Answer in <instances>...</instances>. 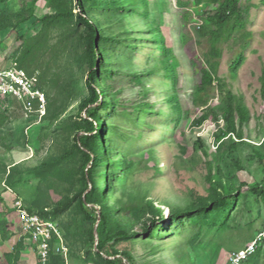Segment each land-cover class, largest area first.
I'll list each match as a JSON object with an SVG mask.
<instances>
[{
  "label": "rangeland",
  "instance_id": "374dc122",
  "mask_svg": "<svg viewBox=\"0 0 264 264\" xmlns=\"http://www.w3.org/2000/svg\"><path fill=\"white\" fill-rule=\"evenodd\" d=\"M77 3L99 31L98 78L105 91L102 101L109 104L100 109L102 155L91 176L98 194L92 206L114 215L128 234L136 235L109 243L108 250L130 254L134 264H229L233 252L256 238L264 219L263 202L253 191L264 177V164L253 149L264 137L259 93L264 0L241 1L242 8H249L243 19L250 40L220 45L217 76L243 98L250 118L246 143L237 151L226 142L217 149L214 133L222 121L194 124L200 116L192 103L200 70L209 69L207 60L215 62L207 56L209 44L199 30L211 29L214 6L197 15L194 9L202 8L204 0H0V69L21 71L30 85L22 99L0 94V195L9 208L18 200L38 209L71 202L52 221L67 249L65 264H87L83 238L99 223L79 205V196L91 192L93 183L83 182L71 125L80 118L77 102L87 95L85 37L76 15L57 25L39 23L57 8L64 15L77 14ZM50 100L56 102L51 112L68 107L53 122L45 120ZM220 102L215 90L210 105L216 112ZM198 140L215 158L222 179L241 191L234 203L172 219L171 211L181 212L192 196L210 194L202 159L193 155ZM181 150L184 164L177 160ZM148 202L162 212L156 222ZM5 220L8 227L0 228V241L9 240L0 243L7 246L0 249V260L18 244L15 215L9 213ZM257 250L256 259L246 264H264V245ZM20 259L38 264L33 246ZM92 264L105 263L96 259Z\"/></svg>",
  "mask_w": 264,
  "mask_h": 264
},
{
  "label": "trees",
  "instance_id": "16d2710c",
  "mask_svg": "<svg viewBox=\"0 0 264 264\" xmlns=\"http://www.w3.org/2000/svg\"><path fill=\"white\" fill-rule=\"evenodd\" d=\"M242 0H204V6L202 8H195L194 11L197 15L202 13V9H208L210 6H214V14L209 19L212 21L211 29H206L204 27L200 28L199 35L202 39L206 38L209 44V55L211 59L215 62L211 63L207 60V68H202L200 70V83L195 89V94L193 96L192 103L197 111H200V116L194 121L195 126H200L202 123L212 119L211 121L216 125L222 121V128L214 133L215 141L218 143V148L225 147V142L229 143V149L232 151H237L240 146L246 143L245 129L249 121V112L245 106L242 97L235 96L231 89L228 87L227 83L223 79L218 78L217 72L219 67V60L222 57V50L220 45L222 43L230 42L232 39L235 40H250L251 36L245 31V20L244 15L248 13L249 8H242ZM198 4V3H197ZM78 13L73 14L72 11H68L67 14H62L60 8L55 9V14L51 16H46L44 19L40 20L39 23L43 25L51 24H61L64 21L62 18H73L75 15L78 18L77 25L83 28V35L85 37V58L84 62L87 66V76H86V97L79 99L77 102V108L80 115L78 120H71L72 130L74 132V150L79 155L81 159V169H82V179L83 182L91 180L94 168L99 162L102 152L100 151V144L98 142L99 132L101 130V118L100 109L108 108L109 104L102 101L104 95V90L99 82L98 78V66H100V55L96 48V42L98 40L99 31L97 30L96 22L93 18L85 17L82 13V5L77 3L76 6ZM81 10V11H80ZM205 12V10H204ZM236 34L238 35L236 37ZM248 42L241 46V51L246 49ZM170 57V56H168ZM215 83V84H214ZM260 83V99L263 103L264 109V68H262L261 76L259 78ZM215 90L221 95V102L216 108L219 112H216L214 108L211 107L210 103L214 99ZM56 106L54 100H50L49 107L47 109V115L45 120H50L51 122L59 119L64 112L68 109L67 106H59L55 111L51 112V109ZM237 119V123L235 122ZM264 121V113L262 117ZM236 135V141H232L231 137ZM229 136V138H227ZM258 148H253L256 151L258 159L264 164V137L263 141L260 143ZM193 155H200L204 168L206 170L204 179L206 184L210 188V194L207 198H201L198 196H192L194 200H187V206L181 212L172 213V219L180 218L182 215H194L199 212H209L219 207L225 206L228 203L233 202L235 198L239 195L240 189L235 190L226 181L222 179L219 169L216 167L215 158H211L209 155V149L202 140H198L193 144ZM184 151H180L177 156V160L180 164L183 162ZM92 166L87 172L85 171L88 166ZM105 180V178H104ZM93 183L92 191L79 196V205L86 211V217L94 220L98 224V237L99 243L95 246L94 231L90 230L84 240L82 252L83 257L87 264H92L95 260H99L105 264H124L123 261L128 264H134L133 257L124 252L109 251L107 246L109 243L117 241L118 239H129L135 237V234H128L119 219L115 218L113 215L110 217L109 213L102 209L100 213L93 207V199L98 197L95 190V182ZM103 186L107 187V193L112 191V187L106 180L103 182ZM88 191V188L86 189ZM256 194L260 195V199L263 202L264 207V177L262 183L256 186L253 190ZM104 196V194H103ZM0 204L3 206V214L0 215V228L5 229L7 227L6 215L13 212L12 208L7 207L5 200L0 195ZM71 205V202L58 203L55 207L49 208H33L31 206H26V209L30 214H38L41 218L46 220L53 219L67 210ZM196 205L199 207L196 209ZM92 206V207H90ZM149 209L151 211V219L153 222L158 220L157 215H160L156 208L148 202ZM99 213V214H98ZM94 217V218H92ZM116 229V230H115ZM113 231V235H111ZM146 232V228L144 229ZM5 240V239H4ZM1 243V242H0ZM264 245V244H263ZM1 246V245H0ZM27 246L23 241L18 242L13 252L9 254H4L3 258L0 260V264H24L21 262L20 255L22 251L26 250ZM259 254L257 250L255 254L246 262L250 260H255L256 256ZM120 256V258H117ZM112 258H117V260H112ZM38 264H40L38 262ZM48 264H65L64 259L59 255H52L51 260ZM230 264V262H229Z\"/></svg>",
  "mask_w": 264,
  "mask_h": 264
},
{
  "label": "built area",
  "instance_id": "2783aa9c",
  "mask_svg": "<svg viewBox=\"0 0 264 264\" xmlns=\"http://www.w3.org/2000/svg\"><path fill=\"white\" fill-rule=\"evenodd\" d=\"M29 91V82L21 71L0 69V94L2 96L22 99V92ZM12 209L17 224V241H23L28 247L33 246L40 264H48L52 255H59L63 259L67 257L64 240L53 221L43 219L38 214H30L20 200L14 203ZM261 244H264V219L262 229L252 243L229 256L230 264L246 262L255 254Z\"/></svg>",
  "mask_w": 264,
  "mask_h": 264
},
{
  "label": "water",
  "instance_id": "95a60500",
  "mask_svg": "<svg viewBox=\"0 0 264 264\" xmlns=\"http://www.w3.org/2000/svg\"><path fill=\"white\" fill-rule=\"evenodd\" d=\"M97 223H99V220L97 221ZM98 225L96 226V228L94 229V237H95V246L98 245L99 243V237H98V231H97ZM117 258H120V256H117ZM113 259V258H112ZM115 259V258H114Z\"/></svg>",
  "mask_w": 264,
  "mask_h": 264
},
{
  "label": "crops",
  "instance_id": "0c3cea01",
  "mask_svg": "<svg viewBox=\"0 0 264 264\" xmlns=\"http://www.w3.org/2000/svg\"><path fill=\"white\" fill-rule=\"evenodd\" d=\"M8 227V226H7ZM7 227H6V229H5V231H7ZM3 240V239H2ZM2 240L0 241V242H2ZM9 240V239H8ZM7 239H5V240H3V241H8ZM2 248H7V246H6V243L4 244L3 243V245L2 246H0V249H2ZM25 251V250H24ZM24 251H22V253H24ZM8 252V253H7ZM5 253L6 254H9V253H11V252H9V250L8 251H5ZM21 253V254H22Z\"/></svg>",
  "mask_w": 264,
  "mask_h": 264
}]
</instances>
